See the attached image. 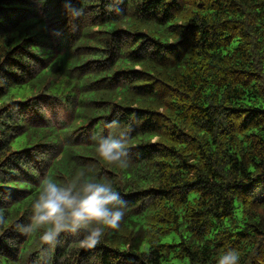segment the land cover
<instances>
[{"label": "trees", "instance_id": "obj_1", "mask_svg": "<svg viewBox=\"0 0 264 264\" xmlns=\"http://www.w3.org/2000/svg\"><path fill=\"white\" fill-rule=\"evenodd\" d=\"M113 120L131 127L124 169L89 140ZM85 168L115 181L120 228L93 247L25 233L40 180ZM227 250L264 264V0H0V264Z\"/></svg>", "mask_w": 264, "mask_h": 264}, {"label": "clouds", "instance_id": "obj_2", "mask_svg": "<svg viewBox=\"0 0 264 264\" xmlns=\"http://www.w3.org/2000/svg\"><path fill=\"white\" fill-rule=\"evenodd\" d=\"M105 129L107 134H105ZM131 127L118 120L106 122L89 140L99 160L120 169L128 167ZM126 202L115 181L85 168L70 178H42L28 210L25 233L39 232L45 243H54L61 233L82 234L83 245L93 247L110 230H118ZM217 264H239L238 254L227 250Z\"/></svg>", "mask_w": 264, "mask_h": 264}, {"label": "rangeland", "instance_id": "obj_3", "mask_svg": "<svg viewBox=\"0 0 264 264\" xmlns=\"http://www.w3.org/2000/svg\"><path fill=\"white\" fill-rule=\"evenodd\" d=\"M173 236H174V234H173V233H170V234H168V235L162 237V240H163V241H164V240H169V239H171ZM173 262H174V264H187L186 261L178 260V259H174Z\"/></svg>", "mask_w": 264, "mask_h": 264}]
</instances>
